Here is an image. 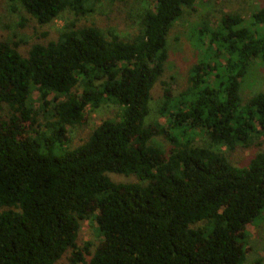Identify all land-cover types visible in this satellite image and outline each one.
<instances>
[{"label":"trees","instance_id":"obj_1","mask_svg":"<svg viewBox=\"0 0 264 264\" xmlns=\"http://www.w3.org/2000/svg\"><path fill=\"white\" fill-rule=\"evenodd\" d=\"M9 1L45 27L102 0ZM194 3L156 0L132 40L69 23L26 54L0 41V264H247L248 228L264 223V152L246 166L231 158L263 144L264 92L244 102L240 88L253 61L264 65V34L252 30L264 26V5L251 27L226 15L196 30L200 48L209 39L202 63L177 95L162 82L167 126L149 123L168 37ZM106 105L117 118L68 147L67 128ZM91 219L103 237L93 254L78 245Z\"/></svg>","mask_w":264,"mask_h":264},{"label":"rangeland","instance_id":"obj_2","mask_svg":"<svg viewBox=\"0 0 264 264\" xmlns=\"http://www.w3.org/2000/svg\"><path fill=\"white\" fill-rule=\"evenodd\" d=\"M156 0H102L96 4L95 11L85 16L77 17L73 12H65L54 23L40 27L26 14L19 3H11L9 0H0V41L18 43L20 51L26 54L35 43L46 44L58 39L66 24L74 23L77 27L94 26L109 36L115 33L123 40H132L138 35L141 23L147 11L155 6ZM264 0H195L194 12L186 10L168 37L169 58L165 67V73L152 92L151 114L149 123L157 122L161 126H167L166 118L158 115L165 91L162 82H166L174 95L182 92L187 87V80L192 68L202 63L205 50L209 45V39L205 40V46L200 48L196 41V30L205 25L209 30H214L220 25L226 15H239L243 19V25L251 27L252 16L261 9ZM258 35L264 34V26L253 28ZM213 79V78H211ZM264 92V65L258 60L253 61L248 73L241 82L240 94L243 101H249L254 95ZM37 93L34 96L35 106ZM8 108L3 106L1 117L7 119ZM119 110L114 106H103L97 111L87 109L85 126L71 129L67 128L68 147L76 148L84 144L92 132L105 120L117 118ZM41 122L43 120L41 119ZM44 131V128L40 130ZM194 138L201 145H206L207 139L202 131L196 130ZM263 142L262 146H254L242 155L232 156L231 162L236 166H246L250 159L260 152H264V138L256 141ZM155 144L166 153L170 145L163 137L155 139ZM98 214V212H96ZM264 216V215H263ZM264 222V219H263ZM249 255L247 264H251L257 257L264 259V223L260 228L249 226ZM259 232L261 240H259ZM103 239L95 220L81 222L78 245L81 248L88 246L93 254ZM65 256L58 264H74ZM88 260L90 257H86Z\"/></svg>","mask_w":264,"mask_h":264}]
</instances>
